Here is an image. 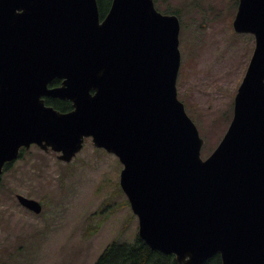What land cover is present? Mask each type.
Segmentation results:
<instances>
[{"label":"water","instance_id":"water-1","mask_svg":"<svg viewBox=\"0 0 264 264\" xmlns=\"http://www.w3.org/2000/svg\"><path fill=\"white\" fill-rule=\"evenodd\" d=\"M179 28L154 0H112L102 20L96 0H0V176L22 148L70 162L91 138L123 165L120 187L151 250L179 264H264V0L238 2L233 29L255 45L205 160L177 98Z\"/></svg>","mask_w":264,"mask_h":264},{"label":"rangeland","instance_id":"rangeland-1","mask_svg":"<svg viewBox=\"0 0 264 264\" xmlns=\"http://www.w3.org/2000/svg\"><path fill=\"white\" fill-rule=\"evenodd\" d=\"M180 23L177 95L204 140L207 158L226 132L233 101L254 49L250 34L236 33L238 0H157ZM65 111L63 113H67ZM36 145L0 177V264H94L112 242L138 236L119 179L117 156L86 139L69 163ZM16 195L37 201L35 214Z\"/></svg>","mask_w":264,"mask_h":264},{"label":"trees","instance_id":"trees-1","mask_svg":"<svg viewBox=\"0 0 264 264\" xmlns=\"http://www.w3.org/2000/svg\"><path fill=\"white\" fill-rule=\"evenodd\" d=\"M100 16L108 11L111 0H96ZM157 0H155L156 4ZM164 13H176V11L165 10ZM58 84V82H55ZM46 104L54 107L59 111H68L71 105L68 102L59 100L46 99ZM22 155V152L20 153ZM21 157V156H20ZM11 163L5 165L4 171L9 168ZM94 264H178L174 255L163 254L158 251H153L149 246L138 236L131 244L127 243H110L101 253ZM203 264H221L219 255H215Z\"/></svg>","mask_w":264,"mask_h":264},{"label":"bare ground","instance_id":"bare-ground-1","mask_svg":"<svg viewBox=\"0 0 264 264\" xmlns=\"http://www.w3.org/2000/svg\"><path fill=\"white\" fill-rule=\"evenodd\" d=\"M216 166H217V164H216Z\"/></svg>","mask_w":264,"mask_h":264}]
</instances>
